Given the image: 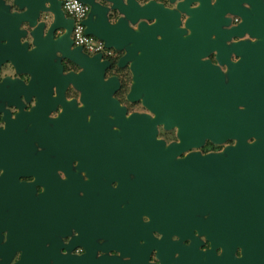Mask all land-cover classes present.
I'll return each instance as SVG.
<instances>
[{"label":"water","instance_id":"water-1","mask_svg":"<svg viewBox=\"0 0 264 264\" xmlns=\"http://www.w3.org/2000/svg\"><path fill=\"white\" fill-rule=\"evenodd\" d=\"M81 1L89 7L82 21L85 33L121 53L117 66L128 64L133 78L128 98H141L143 105L155 114L153 119L145 113L125 115V107L112 97L119 87L118 78H104L110 61L101 53L90 55L73 44V19L65 15L61 0H21L18 23L25 26L17 32L16 48L7 46L1 55L3 60L11 61L16 72L29 76L28 82L22 83L19 98L28 102L33 95L37 107L23 120L31 119L38 110L43 121L44 112L61 103L64 111L58 119L71 117L73 125L86 127L83 114L95 109L91 117L93 131L86 137L100 138L101 128L116 145L115 150L110 144L104 154L91 158L79 151L77 134H69L73 150L68 159H80L79 167L86 168L91 176L87 186L104 174L108 180L120 182L121 192L114 191L118 194L117 208L125 198L132 201L114 214L117 220L110 228L115 232V242L110 241L109 245L145 249V239L139 245L135 242L133 234L138 230L143 237L146 228L149 237L151 230L187 235L195 229L208 233L212 244L225 250L235 243L243 245L245 254L238 264H264V3L216 0L215 9L209 10V0H198V7L188 9L194 14L186 21L192 32L183 38V30L176 28L178 13L163 8L157 0ZM191 1L179 2L177 7L185 9ZM240 1L251 5L256 15L246 11ZM226 12L239 15L241 22L221 29L220 25L229 21L223 17ZM56 31L60 33L55 37ZM245 32L262 40L232 44L242 59L229 63L230 81L224 84L219 69L199 59L213 49L220 63L227 62L228 50L222 40ZM212 34L214 39L210 38ZM19 37L24 38L23 42ZM63 60L80 70L64 73ZM68 84L83 91L80 99L84 107L77 109L75 100L65 101L62 91ZM49 86L56 89V97L46 93ZM238 104L245 108L234 111ZM14 105L24 106L21 101ZM108 115L113 116L125 141L117 140L119 133L109 129ZM76 116L80 119H74ZM156 123L167 127L178 124L180 141L164 146L162 140L156 139ZM9 130L3 131L4 136H13ZM251 137L255 141L247 142ZM204 138L217 143L235 138L237 142L222 152L193 151L177 157L190 147L201 145ZM2 161L4 166L17 168L12 161ZM94 165L97 171H92ZM129 173L134 175L132 180ZM88 192L90 196L77 198L71 190H65L71 201L86 205L94 196V191ZM50 202L48 196L42 195L37 203L15 206L0 214V264L46 263L39 253L26 252L22 236L48 238L52 229L55 234H65L67 220L73 217L76 219L72 226L82 232L85 214L79 206H70L73 212L67 213L64 203L50 213ZM140 213L150 220L141 224ZM125 223L133 226L124 231ZM108 225L103 221L102 230L98 231H105ZM94 227L95 223L93 230L98 229ZM17 252L21 253L13 260Z\"/></svg>","mask_w":264,"mask_h":264},{"label":"flooded vegetation","instance_id":"flooded-vegetation-1","mask_svg":"<svg viewBox=\"0 0 264 264\" xmlns=\"http://www.w3.org/2000/svg\"><path fill=\"white\" fill-rule=\"evenodd\" d=\"M157 1L162 4L163 8L178 13L179 23L176 28L183 30L181 33L183 38L189 36L192 29L190 26H186V21L194 14L188 13V9L198 7L199 1L192 0L185 9L177 7L178 3L184 0ZM215 2L216 0H209V10L215 9ZM261 2L264 3V0ZM20 4L21 0H0V159L5 160V162L12 161L17 166V168L4 166L3 161L0 160V214L7 213L10 208L15 206L21 207L37 203L42 195L48 196L51 200L48 209L50 213L65 203L67 213L73 212L70 206L77 205L81 208L80 211L85 214L81 222L82 232L80 233L72 226V222L76 219L73 217L71 220H67L65 234H55L53 229L48 238L45 235L23 234L25 236L20 239L26 252L39 253V256L46 259L45 264H52L51 258L53 264H238L245 254L243 245L235 243L232 248L225 250L219 244H212L211 240L207 238L208 233L201 234L195 229H192L191 233L187 235L151 230L148 232L149 237L146 235V228L143 237L139 236L142 232L138 230L133 234L136 237L135 242L139 245L145 239V249L130 248L128 245L124 248L109 245L110 241L115 242L112 237L115 232L113 229L111 231L110 228V225L116 223L115 220H117L114 214H117L118 208L125 209L128 204L131 205L132 201L130 198H125L118 203L117 208L115 200L118 198V194L114 191L121 192V189L118 188L120 182L112 178L108 180L104 174H101L92 185L87 186L91 176L86 168L79 167L80 159H68L73 150L71 148L73 140L69 134H77L79 151L91 158H96L99 153L104 154L108 146L114 142L105 135L101 128H98L100 138L88 139V135L86 137L88 132L93 131L91 117L95 109L83 114L86 127L73 125L75 121L71 117L58 119L64 111L61 103L55 104L54 107L44 112L43 121L41 120L42 112L38 110L31 119L23 120L37 107L35 96L32 95L28 102L22 96L19 98L22 83H27L29 76L16 72L11 61L3 60L4 57L1 55L7 46L16 48L17 32L25 26L18 23L22 11ZM239 4L251 15H256L247 2L240 1ZM223 17H227L229 21L227 24L220 25L221 29H229L238 25L242 20L239 15L230 12L224 13ZM151 22L153 20L148 21V23ZM59 33L56 31L54 36L56 37ZM210 38L214 39V34ZM23 40L24 38L19 37L20 43ZM259 40L262 38L251 36L248 32L241 36L233 35L229 39L222 40L228 50L227 62L220 63L217 59L216 50L213 49L200 57L199 60L208 61L212 66L217 67L223 76V83L228 84L230 81L229 63H237L242 59V55L233 50L232 44L241 41L255 43ZM31 47L29 45V48ZM14 54H16V50ZM120 55V52L114 50L113 55L108 59L110 67L105 70L104 75L105 79L115 76L119 80V87L114 91L112 97L119 102L120 106L125 107L126 116L137 112L145 113L150 119H153L155 114L148 106L143 105L141 98L136 100L128 98L133 78L128 64L123 67L117 66ZM62 63L64 73L80 70L77 65L67 60H63ZM82 92L73 87L72 84L66 85L62 91L66 102L76 101L77 109L84 107L80 99ZM46 93L50 94L51 98L57 95L53 86H49ZM18 98L24 104L23 108L14 105V103L20 102ZM244 108L245 105L238 104L234 111ZM230 113H227L226 116ZM108 117L111 119L109 129L119 133L117 140L125 141L120 134L121 129L113 122V116L108 115ZM75 118L80 119L79 116ZM8 128L11 129L9 132L13 136H4L3 131ZM179 130L180 127L176 123L169 127L165 126L164 123H156V139L162 140L164 146L177 143L180 141ZM255 139L251 137L247 142L252 143ZM236 142L237 139L235 138H227L219 143L204 138L201 145L192 146L177 157L182 158L193 151H199L201 154L222 152L226 147L235 145ZM29 148L30 152H28ZM116 148L114 144V150ZM128 148L130 150L131 146ZM87 159L96 161V159ZM114 167L112 166L113 169ZM97 170L98 167L94 165L92 171ZM128 178L132 180L134 175L129 173ZM67 182L76 185H69ZM65 190H71L77 198L90 196V192L86 193V191H94V196L86 205L82 201H71ZM26 198L32 202L25 200ZM140 219L141 224L150 220L145 213H140ZM103 221L109 223L105 231H100L106 235L99 234L98 231L102 230ZM94 223V229L96 226L98 228L95 231L93 230ZM132 226V223H125L123 229L125 231ZM39 245H42L41 250L32 251ZM20 253L17 252L13 260H17Z\"/></svg>","mask_w":264,"mask_h":264},{"label":"built area","instance_id":"built-area-1","mask_svg":"<svg viewBox=\"0 0 264 264\" xmlns=\"http://www.w3.org/2000/svg\"><path fill=\"white\" fill-rule=\"evenodd\" d=\"M61 1V7L65 15L73 19V28L71 30L73 44L81 46L90 55L101 53L103 58L109 59L113 55L114 50L105 47L104 43L98 38L85 33V26L82 21L87 16L88 5L81 0Z\"/></svg>","mask_w":264,"mask_h":264}]
</instances>
